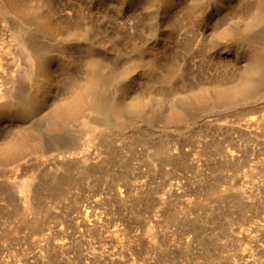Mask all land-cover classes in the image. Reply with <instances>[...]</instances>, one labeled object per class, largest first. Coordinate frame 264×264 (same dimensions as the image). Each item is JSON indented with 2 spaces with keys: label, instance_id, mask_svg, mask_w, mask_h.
I'll list each match as a JSON object with an SVG mask.
<instances>
[{
  "label": "rangeland",
  "instance_id": "374dc122",
  "mask_svg": "<svg viewBox=\"0 0 264 264\" xmlns=\"http://www.w3.org/2000/svg\"><path fill=\"white\" fill-rule=\"evenodd\" d=\"M9 1L0 147L23 148L0 158V264H264V13H240L264 0H182L167 25L171 0Z\"/></svg>",
  "mask_w": 264,
  "mask_h": 264
},
{
  "label": "bare ground",
  "instance_id": "6f19581e",
  "mask_svg": "<svg viewBox=\"0 0 264 264\" xmlns=\"http://www.w3.org/2000/svg\"><path fill=\"white\" fill-rule=\"evenodd\" d=\"M172 1H174V3H172ZM181 1L182 0H171L168 4H166V5H164V6H162V9L160 10V13H161V16H160V19H161V22H163V24L164 25H167V24H169V21H170V19L172 18V15H173V12L174 11H176V7H178V5H180V3H181ZM234 2V0H220V2L218 3V4H216V5H214L211 9H210V17L211 18H216L217 17V15L219 14V13H222L223 11H226L227 9H228V7L229 8H231L230 7V5H229V3H231V2ZM10 2V4H12V2H13V4H14V6H15V8L18 10V11H20V12H22L23 14H27L29 11H28V9L25 7V6H22V2H21V0H10L9 1ZM238 2V1H237ZM196 3H197V0H195V3H194V7H196ZM235 4H236V0H235V2L233 3V5H232V8L235 6ZM255 5H254V8H253V5L252 6H250V7H245V6H242V7H240V9L242 10V11H240V13H243V16H245L244 18H246V17H254V16H256V15H260V14H262V13H264V9H262L261 7L262 6H260V4H261V2L260 1H256V3H254ZM257 4L259 5V6H257ZM256 6V7H255ZM192 8H193V6H192ZM171 23V22H170ZM170 26V25H169ZM232 30H230V29H224L223 30V34H228V33H230ZM21 45L24 47V49L26 50V53H27V56H28V58H29V60L31 61V62H41V60L38 58V56H37V54H36V52H34L33 51V48H32V46L31 45H29L27 42H24V41H22L21 42ZM224 54H225V56L224 57H227V58H232V59H235L236 57H237V54H233V53H228V52H224ZM217 55V54H216ZM219 55V54H218ZM215 56V55H214ZM220 56V55H219ZM217 57V56H216ZM215 57V58H216ZM221 57V56H220ZM223 57V58H224ZM236 60V59H235ZM134 61H136V62H150L149 64H148V68H151V69H153L152 67H154L155 66V63L156 62H161L160 61V59H156V57H154V58H150V59H146V58H144V57H141V58H139L138 59V61H137V59L136 60H134ZM115 62V61H114ZM169 62H172V61H169ZM256 62H263V57H262V55H258V57H257V59H256ZM147 64V63H146ZM156 64H158V63H156ZM170 64V63H169ZM160 65H162V64H159V67H160ZM158 66V65H157ZM166 66V65H165ZM262 64H255V65H253L252 67H249L248 69H247V71L248 72H251L252 74H256V75H259L262 71H263V69H262ZM158 67V68H159ZM168 67V66H167ZM166 67V69L167 70H165V71H163V73L160 75V77L159 78H161L163 81H167V79H168V82H169V75L172 73V72H174V68H175V66H173L172 65V63H171V66L169 65V67L167 68ZM164 68V67H163ZM156 69V68H155ZM155 69H153L152 71L153 72H155ZM157 70H159V69H157ZM177 70V69H176ZM151 73V72H150ZM175 73V75H176V72H174ZM178 73V72H177ZM154 74V73H153ZM182 74V73H181ZM157 75H158V73H157ZM174 75V74H173ZM173 75H171V76H173ZM179 75V74H178ZM177 75V76H178ZM156 76V75H155ZM180 76V75H179ZM169 77V78H168ZM175 78V77H174ZM179 78V77H178ZM172 79V78H171ZM159 80V79H158ZM162 80H160V82L162 81ZM173 80V79H172ZM175 80V79H174ZM171 82V81H170ZM162 84H164V83H162ZM166 84V83H165ZM164 84V85H165ZM170 84V83H169ZM166 85H168V84H166ZM171 85V84H170ZM161 86V85H160ZM159 86V87H160ZM244 91V88H243V85L242 84H237V85H235L234 83H230V84H227V85H225V87L224 88H222V89H220V90H218V95H217V97L219 98V99H223V98H233V97H235V96H239L242 92ZM4 92L3 91H0V108H8V107H10L11 105H10V103L8 102V101H5V99H4ZM82 99H81V97H79V96H76V98H75V100L73 101V102H71L70 104H68V105H65V106H63V107H61V108H59V110H58V114H59V122L60 123H64L65 121H67L68 120V118H70L71 116H73L74 114H76L77 112H78V108H79V106L82 104ZM140 103L138 102V101H136L135 103H134V109H138V108H140ZM12 109H14V107L12 108ZM168 114L165 116V120H166V122L167 121H171V122H173V121H177V120H179L180 119V117H181V115H183L182 113H180L179 111H177V110H175V109H173V110H171V109H169L168 110V112H167ZM164 120V121H165ZM22 148H23V145L22 144H15V145H13V146H10V147H7V146H1L0 147V158L1 157H6V156H11V155H17L19 152H21V150H22Z\"/></svg>",
  "mask_w": 264,
  "mask_h": 264
}]
</instances>
